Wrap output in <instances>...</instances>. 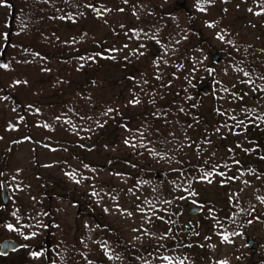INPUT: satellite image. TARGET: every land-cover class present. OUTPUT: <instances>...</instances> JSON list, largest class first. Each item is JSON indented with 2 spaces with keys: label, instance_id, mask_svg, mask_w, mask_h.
Instances as JSON below:
<instances>
[{
  "label": "rangeland",
  "instance_id": "374dc122",
  "mask_svg": "<svg viewBox=\"0 0 264 264\" xmlns=\"http://www.w3.org/2000/svg\"><path fill=\"white\" fill-rule=\"evenodd\" d=\"M100 1L107 3L102 7V13L97 12L93 1L89 0L88 13L78 24L70 19L64 22L58 19L63 23L62 31L65 30L62 37L70 34L73 27L77 29L83 26L89 34L82 43L87 44L103 40L111 32L112 25L124 24L137 29L140 26L142 42H137L133 35L114 38L119 45L114 49L120 60L107 62L103 67L98 65L87 69L78 60L65 64L50 54L51 57L39 61L36 67L27 66L24 62L22 65L17 63V67L8 73L0 71V85L10 91L7 98L3 96V90L0 92V183L5 179L14 187L15 201L22 204L24 216L41 196L44 179L48 183L54 182L50 186H54L62 196L72 188L76 192L75 198L83 192L87 193L92 206H95L88 207L90 209L87 212L94 213L93 216L81 214L79 202L72 197L61 196L56 202L61 218L57 229L59 234L71 238L77 232H86L94 242L90 258H77L76 264H96L94 260L100 256V248H103L104 264H129L126 252L121 259L104 254L107 240L104 241L103 238L112 237L113 233L110 235L107 228L101 227L95 216H99L106 226L119 229L127 241L132 242L131 248L136 252L133 258L139 264H153V260L145 259L147 254L137 252L150 245L155 237L166 239L164 233L168 223L166 219L157 216L156 212H166L169 217L171 207L175 211L182 209V225L198 229L192 236L187 232L183 235L191 245L186 249L189 261L187 264H264V157L246 156V148L252 145L247 141V131L242 126L232 124L222 113L219 118L216 117L217 106H231L238 112L251 99L256 105L264 106V88L262 99L256 101L255 90L262 84L251 83L247 79L246 70L232 56L225 57L218 64L212 61L215 50L226 55L224 48L227 46L223 36L226 27L224 35L228 40L236 33L239 39L264 47V0H220L207 8V15L204 14L207 9L197 11L198 24L204 27L208 40L205 48H200L201 65H217V77L231 82L240 91L232 94L231 99L223 94L224 90L219 85L214 90L209 87V93L203 94L199 101L200 112H193L198 119L189 125L191 133H195L194 139L188 142L186 132L180 138L182 157L184 159V152H190L194 157L199 156L200 152L203 159L213 157L218 162H224V165L218 170L202 169V173L194 181L178 179L177 189L170 198V207L166 199H159L156 203L150 199V194L161 187L160 177L148 180L142 188L133 187L128 183L130 177L127 172L130 169L116 158L124 157L125 152L133 149L141 148L147 152L152 145L149 141L155 134L152 133L153 130L176 129L178 120H181V117L168 116L166 126L157 124L156 129H152V126L146 125L136 116L140 115L145 105L138 103L134 92L143 90L145 78L153 85L157 83L153 69L156 63L150 54L137 57L136 46L144 49L155 34L147 28L149 22H157L155 30L161 33L166 32L167 25L172 32L174 27L186 29L188 7L182 5L183 0ZM163 9H166L165 12ZM168 9L172 10L171 14ZM162 13L168 20L167 23L162 21ZM6 16L7 8L0 0V51L7 28ZM52 23L55 28L57 22ZM155 49L160 51L161 61L157 72L168 75L173 45L163 47L159 44ZM88 76L95 79L91 81L94 82L93 85L87 84L86 88L76 89ZM218 97L222 98L219 103L216 102ZM84 99L95 101L98 108L106 103L127 113L130 117L129 126L134 127L127 131L129 141H126L128 135L118 136L116 131L115 140L119 139L121 142L109 139L97 148H83L81 144L84 141L94 140L86 137L88 124L83 121L75 124V120L71 119V114L74 113L70 104L75 105L80 101L81 105H86ZM147 115L148 113L145 116ZM262 129L261 136L264 137V128ZM150 160L153 161V167L159 170L175 166H171L167 159ZM250 162L256 168H252ZM181 164L180 162L176 166ZM203 201L206 205H202ZM243 204H248L254 211L256 209L259 217L252 218L248 226L236 229L228 226L226 218ZM193 205L202 208L201 214L191 213ZM2 215L5 213H0L3 218ZM100 229L106 232L101 233ZM6 234V229L0 228V238ZM248 237L256 240V253L247 245ZM101 239L104 241L102 244ZM112 241L115 242L114 239ZM114 246L119 247L118 244ZM34 262L42 264V257L35 258ZM157 262L172 264L165 259Z\"/></svg>",
  "mask_w": 264,
  "mask_h": 264
},
{
  "label": "trees",
  "instance_id": "16d2710c",
  "mask_svg": "<svg viewBox=\"0 0 264 264\" xmlns=\"http://www.w3.org/2000/svg\"><path fill=\"white\" fill-rule=\"evenodd\" d=\"M88 1L2 0L7 8L5 19L7 28L4 31L3 47L0 51V71L8 73L17 67V63L22 65L24 62H26L27 66L36 67L39 61L51 57L50 54L58 57L65 64H71L78 60L87 69H93L98 65L103 67L107 62L113 63L116 60H120V56H116L117 51L114 49L119 45L117 41L113 40L114 38L116 39L118 36L131 37L133 35L137 42H142L143 34L141 30L139 31L140 26L137 29L124 24L119 26L112 25L111 32L107 33L103 40H95L87 44L82 43V40L89 34L84 30L83 26L77 29L73 27L70 34L65 35V38H63L62 35L65 30L62 31L63 23L59 22L58 19L62 22L70 19L73 23L78 24L88 13ZM91 1L94 3L95 10L100 13H102V7L107 5L105 1ZM183 1L182 5L188 7L187 9L189 10V20L186 29L182 27V30H179L174 27L172 28L174 32H172L169 25H167L166 32L161 33L155 30L157 22L154 24L149 22L147 24V28L151 29L155 34L152 35L151 41L144 49L136 46V55L141 57L145 54H150L152 60L156 63L153 69L157 83L153 85L145 78L143 80V90L134 92V95H137L135 98L139 101L138 103L145 105L140 115L136 116L140 121H144L146 125L152 126V129H156L157 124L166 126L167 122L165 121H167L168 116L181 117V120H178L176 129L171 128L167 131L153 130L152 133L155 134L151 138L152 140L149 141L152 145L148 147L149 150L147 152L144 149L141 150V148L139 150L133 149L131 152H125L124 157L116 158V160H121L125 163V167L130 169L127 172L130 177L128 183H131L133 187L142 188L148 180L160 177L162 180L161 187L150 194V199L154 203L159 199H166L169 207L171 206L170 198L179 183L178 179L185 178V181H187L186 179L194 181L198 178V174L202 173V169L206 171L207 169L218 170L219 167L224 165V162H218L213 157L203 159L200 152L197 157H194L190 152H184V159L182 157L183 152L180 141L182 133L186 132L188 142L194 139L195 133H191L189 125L198 119V116L193 113L194 110H197V114L200 112L199 101H201L203 94L198 91V88L205 84L214 90L220 85L222 90H224L223 94L231 99L232 94H237L240 91L231 82L217 77V65H201L200 63L202 55L200 48H205L208 40L204 27L198 24L197 11H204L220 0ZM165 10L163 9L162 11L165 12ZM168 11L169 14L172 13L171 9H168ZM204 14H208V9L204 11ZM160 16L162 21L167 23L166 21L168 20L165 18L164 13ZM52 21L57 22L55 28ZM227 28H225L224 33ZM49 29L51 31L48 32ZM224 33V41L227 46L224 48L226 58L232 56L246 70L247 79L251 83L262 84L255 90L256 101H259L262 99V89L264 88V47L251 45L244 41L243 38L239 39L236 33H233L228 40L225 38ZM159 44L163 47L173 45L171 67L168 75L160 73V71L157 72L161 61L160 51L155 49V47ZM168 59L167 57L166 60ZM93 80L95 79L88 76L87 80L80 82L76 89L79 87L86 88L87 84L93 85L94 82L91 83ZM2 90L4 92L3 96L7 98L10 93L9 89L0 85V92ZM84 96L86 97V95ZM220 99L222 98L218 97L216 102H221ZM83 102L86 105H81L80 101L75 105L70 104L71 111L74 113L71 114V119L75 120V124L81 121L88 124L86 137L88 140H94V148L99 147L103 141L107 142L109 139L121 142L119 139L115 140L117 137L116 131H118V136H120L122 134L128 135V129L129 131L132 128L134 129L133 126H129L130 117L127 113H123L106 103L98 108L99 106L95 101L84 99ZM256 104L251 99L250 103L246 106H241L238 112H235L231 106L228 108L227 106H217L218 114L216 117L219 118V114L222 113L227 120H231L232 124L239 127L242 126V129L247 131L246 133L249 134L247 141L252 145L246 148V156L253 157L258 155L264 157V137L261 136L262 128H264V106ZM147 113L148 115L145 116ZM67 116H70V114ZM185 125H187V128H184ZM128 137L129 135L126 141H129ZM150 159H167L170 161L171 166H175L170 169L159 170L153 167V161ZM180 162L182 163L181 166H176ZM249 164L252 168H256L252 162ZM81 179H83L82 175ZM42 185V193L37 203L23 216L27 223V228H46L56 232L49 235V241L45 242L44 245H48V248L51 249L50 247L55 245L51 239L56 235L57 264H76L77 258L89 259L94 245V242L90 240V235L86 234V232H77L71 238H67L68 236L59 234L57 229L60 227L61 218L58 213L60 209L57 207L56 202L62 195L58 190H55L54 186H50L54 185V182L48 183L44 179ZM66 193L61 198L72 197L73 200L79 202L81 214L94 215V213L87 212L90 209L88 207H95L92 206L87 193H81L78 198L74 197L76 193L74 188L67 190ZM81 199H84V201ZM248 206L243 204V206H240V210L237 211L249 212ZM181 211L182 209L175 211L171 207L169 217H167L168 213L166 214V212H156L157 216L161 219H166L168 223L167 230L164 233L166 239L155 237L150 245L146 248H140L137 253L147 254L148 256L145 259L153 260V264H158V260L164 259L170 260L172 264H183V258H186L187 255L186 249L191 246L183 235L187 232L192 236L194 234L193 228L195 227L186 228L182 225L180 220ZM81 214L80 216H83ZM95 219L101 227L110 231V235L113 233L112 237L104 236L103 238L104 241L107 240V243L104 244L106 251L104 254L121 259L126 252L127 255L125 256H128L127 261H129V264H139L133 258L136 252L134 248H131L133 246L132 242L127 241L122 233L118 231L119 229L110 225L106 226L99 216H95ZM237 221L240 222V220ZM100 230L101 233L106 232L104 229ZM103 239H101V244L104 243ZM116 244H118V248L114 246ZM99 250H101V254L94 261L96 264H104L106 261H102L104 257L102 256L103 248Z\"/></svg>",
  "mask_w": 264,
  "mask_h": 264
},
{
  "label": "flooded vegetation",
  "instance_id": "af4514ba",
  "mask_svg": "<svg viewBox=\"0 0 264 264\" xmlns=\"http://www.w3.org/2000/svg\"><path fill=\"white\" fill-rule=\"evenodd\" d=\"M10 190V197L7 204H3L0 208V213L3 212L5 215L0 217V228L6 229V235L0 238V264H34V260L37 257H42V264H57V252H56V235L51 239L55 245H52L48 248V245H44L45 242L49 241V235H52L53 230L46 228H27V223L25 222L23 216V209H21L20 203L15 201V192L11 184L8 185ZM240 209V207H238ZM247 209L249 212H240L229 214L228 226L236 229L241 226H248L249 222L254 217H259L257 210L248 206ZM201 214L199 212L196 215ZM23 218V219H22ZM241 220L238 224L236 221ZM11 225V228H9ZM198 231V229H195ZM252 237H248L246 240L247 245L249 246L248 240ZM6 239H14L20 244V247L11 250L6 254L1 252V244ZM254 243L252 244L251 251L256 253V240L252 238ZM44 242V243H43Z\"/></svg>",
  "mask_w": 264,
  "mask_h": 264
},
{
  "label": "water",
  "instance_id": "95a60500",
  "mask_svg": "<svg viewBox=\"0 0 264 264\" xmlns=\"http://www.w3.org/2000/svg\"><path fill=\"white\" fill-rule=\"evenodd\" d=\"M224 58H225V55L219 50L214 51L213 54H212V60L214 62H216V63H220L221 61L224 60ZM198 91L200 93L208 94L209 88L207 86H202V87H200L198 89ZM82 147L83 148H87V149H92L94 147V144L92 143V141L91 142L86 141V142L82 143ZM1 185H2V199H3V203L7 204L8 200H9V197H10V192H9V189H8V186H7V183H6L5 180L2 181ZM1 206H2V202L0 201V208H1ZM200 211H201V209L196 207V206H193L191 208V212L192 213H198ZM248 243L250 245H252L253 244V240L249 239ZM19 247H20V244L18 242H16L14 239H6L1 244V252L3 254H6L9 251L15 250V249H17Z\"/></svg>",
  "mask_w": 264,
  "mask_h": 264
},
{
  "label": "snow or ice",
  "instance_id": "6c2138e0",
  "mask_svg": "<svg viewBox=\"0 0 264 264\" xmlns=\"http://www.w3.org/2000/svg\"><path fill=\"white\" fill-rule=\"evenodd\" d=\"M6 67V66H5ZM9 228H11V225H9ZM227 239V237H225V240Z\"/></svg>",
  "mask_w": 264,
  "mask_h": 264
}]
</instances>
